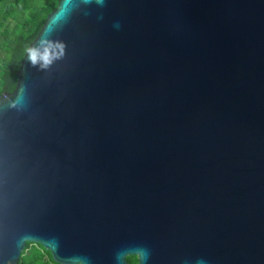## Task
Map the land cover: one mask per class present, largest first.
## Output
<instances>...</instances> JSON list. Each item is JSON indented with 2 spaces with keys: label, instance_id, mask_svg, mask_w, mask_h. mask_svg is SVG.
<instances>
[{
  "label": "water",
  "instance_id": "water-1",
  "mask_svg": "<svg viewBox=\"0 0 264 264\" xmlns=\"http://www.w3.org/2000/svg\"><path fill=\"white\" fill-rule=\"evenodd\" d=\"M17 75L0 264H264V0H59Z\"/></svg>",
  "mask_w": 264,
  "mask_h": 264
},
{
  "label": "trees",
  "instance_id": "trees-1",
  "mask_svg": "<svg viewBox=\"0 0 264 264\" xmlns=\"http://www.w3.org/2000/svg\"><path fill=\"white\" fill-rule=\"evenodd\" d=\"M59 0H0V86L13 92L25 54ZM128 264H138L130 256ZM18 264H58L42 245L27 243Z\"/></svg>",
  "mask_w": 264,
  "mask_h": 264
},
{
  "label": "clouds",
  "instance_id": "clouds-1",
  "mask_svg": "<svg viewBox=\"0 0 264 264\" xmlns=\"http://www.w3.org/2000/svg\"><path fill=\"white\" fill-rule=\"evenodd\" d=\"M31 60H32V61H35V60H36V55H35V53H33V54L31 55Z\"/></svg>",
  "mask_w": 264,
  "mask_h": 264
},
{
  "label": "built area",
  "instance_id": "built-area-1",
  "mask_svg": "<svg viewBox=\"0 0 264 264\" xmlns=\"http://www.w3.org/2000/svg\"><path fill=\"white\" fill-rule=\"evenodd\" d=\"M3 93V90H2V87L0 86V94H2Z\"/></svg>",
  "mask_w": 264,
  "mask_h": 264
}]
</instances>
